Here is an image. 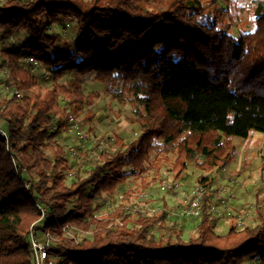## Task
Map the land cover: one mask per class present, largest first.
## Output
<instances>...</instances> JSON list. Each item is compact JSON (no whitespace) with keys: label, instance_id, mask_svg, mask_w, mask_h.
Masks as SVG:
<instances>
[{"label":"trees","instance_id":"obj_1","mask_svg":"<svg viewBox=\"0 0 264 264\" xmlns=\"http://www.w3.org/2000/svg\"><path fill=\"white\" fill-rule=\"evenodd\" d=\"M256 14L254 30L234 36L216 0L1 2L0 57L14 93L0 101L7 134L0 138V264H33L30 231L60 264H264V199L254 225L219 234L210 211L218 202L208 191V174L236 155L234 138L264 133V2ZM67 17L84 33L58 51L50 30ZM17 31L28 40L8 43ZM25 64L49 69L50 87L40 88ZM66 73L91 75L111 100L129 104L127 120L139 132L127 145L117 140L120 148L100 155L84 177L78 164L70 183L69 156L52 141L69 117L56 119L60 99L72 115L91 101L79 82L60 84ZM167 157L175 158V178L189 163L201 172L199 215L124 207L94 215L96 198ZM185 218L196 222L186 240Z\"/></svg>","mask_w":264,"mask_h":264},{"label":"rangeland","instance_id":"obj_2","mask_svg":"<svg viewBox=\"0 0 264 264\" xmlns=\"http://www.w3.org/2000/svg\"><path fill=\"white\" fill-rule=\"evenodd\" d=\"M5 0H0L4 2ZM210 0H202L208 5ZM222 10V22L231 20L234 27L232 33L238 36L241 32L254 30V18L256 6L264 0H216ZM208 17L213 16L212 8L206 10ZM50 33L57 40V50L74 47L76 40L82 36L84 31L79 29L72 17L60 18L51 28ZM28 40L24 31H17L8 39V43L16 42L23 44ZM0 101L9 99L13 95V88L8 80V69L6 62L0 57ZM40 88L50 87V70L42 66H27ZM79 82L83 92L89 96L90 103L82 110L72 115L70 108L64 99H60V112L56 119L63 122L69 114L65 126L58 130L53 142L62 147L68 154L70 170L66 180L70 183L78 164L80 175L85 176L100 155L107 152H114L120 147L117 140L127 145L136 140L138 128L128 122L132 116L129 104L121 106L113 101L105 93V87L96 83L93 76H79L74 73L63 75L60 84L67 86L70 82ZM62 113L64 115H62ZM233 143L236 148V155L232 161L221 169L212 170L208 176L212 184L208 191L218 206L215 208L214 216L219 218L216 233L224 234L230 225H236L241 229L248 225H254V207L257 201L264 199V133L252 132L247 138L235 137ZM46 156L51 157V150L45 151ZM174 157H167L162 161L158 170L152 165L148 171L141 176H128L122 189H117L111 194H102L94 200V215L98 218L107 216L111 211L124 207L129 212H141L147 216L157 214L161 211L174 212L182 207L184 195H192L197 186V178L201 172L193 163L187 165L186 170L175 178V171L172 168ZM170 185L178 184L180 187L175 190L168 187L163 194L157 193L160 183ZM146 193L154 194L146 197ZM185 232L183 238L186 240L195 235L196 222L192 218L183 220ZM81 232H78L77 238ZM68 236L75 233L67 231Z\"/></svg>","mask_w":264,"mask_h":264},{"label":"built area","instance_id":"obj_3","mask_svg":"<svg viewBox=\"0 0 264 264\" xmlns=\"http://www.w3.org/2000/svg\"><path fill=\"white\" fill-rule=\"evenodd\" d=\"M0 138L7 139V134L3 128L0 127ZM28 184H25L27 186ZM173 187L177 190L180 186L178 184H168L166 182L160 183L157 187V193L163 194L167 191L168 187ZM205 192L202 186H197L193 191L192 195H184L182 199V207L175 212H167V217H185V216H197L199 215V202ZM149 197L154 194H145ZM212 213L215 212V208H211ZM42 216L44 215L41 210ZM29 244L33 253V264H60V259L56 256L51 255L48 249V242L46 239H39L35 234L30 231L29 233Z\"/></svg>","mask_w":264,"mask_h":264}]
</instances>
